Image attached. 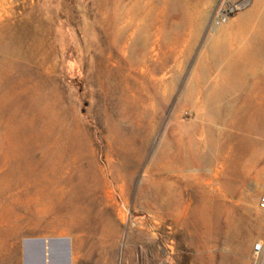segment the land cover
Wrapping results in <instances>:
<instances>
[{"label":"rangeland","instance_id":"rangeland-1","mask_svg":"<svg viewBox=\"0 0 264 264\" xmlns=\"http://www.w3.org/2000/svg\"><path fill=\"white\" fill-rule=\"evenodd\" d=\"M220 1L0 0L1 33L6 25L19 27L28 19L40 27L42 41L39 69L19 63L12 68L28 86L18 100L9 101L20 113L28 112L26 126L18 120L14 128L23 139L18 148L0 113V232L5 227L12 235L2 264H26L30 256L51 264L43 245L61 238L70 244V264H264V251L254 250L264 243V161L231 166L246 170L228 201L247 244L242 249L207 241L203 226L193 223L203 192L216 194L219 188L214 170L222 163L175 159L201 147L206 129L217 120L208 115L205 102L221 70L246 54L253 40H264V0H252L226 25L214 28ZM260 73L250 88L264 100ZM46 93L63 109L55 110L56 123L68 130L62 138L54 134L60 137L58 150L38 137L50 125L49 110L43 109L48 102H38ZM78 146L86 166V198L39 217L48 195L37 189L52 192L55 201L57 178L27 182L18 177L27 164L44 160L74 173ZM65 147L67 159L57 161L56 153Z\"/></svg>","mask_w":264,"mask_h":264},{"label":"bare ground","instance_id":"bare-ground-1","mask_svg":"<svg viewBox=\"0 0 264 264\" xmlns=\"http://www.w3.org/2000/svg\"><path fill=\"white\" fill-rule=\"evenodd\" d=\"M27 20L26 22L22 21L23 23L21 22L22 24L19 27H17L18 25L13 27L6 25L4 32H0V86H2L3 80H7L4 94L0 96V113L1 116L3 115L4 120L10 123L8 133L14 148L22 145L23 140L22 136L19 133L17 134L14 128L18 124V120L24 123V127L26 126L28 112L20 113V108L11 105L9 101L18 100L20 94L25 93L28 86H24L26 81L20 80L18 74L12 72V68L14 63H19L30 68L39 69L37 58L41 54L40 46L42 41L38 35L40 27L38 28L33 23V20L29 22ZM253 42L251 49L246 54H243L239 60L231 61L225 65V68L221 70L222 75L220 81H218L219 83H217V88L208 96L205 102L208 115L213 119L217 117V120L214 119V125L206 129V138L201 147L187 152L186 155L181 153L175 156L176 161L181 164H185L188 159L193 160L198 165L209 164L212 159L222 163L220 167L214 170V177L218 180L219 188H217L216 194H214V190L203 192L202 203L192 215L194 218L193 223L203 226L207 241L223 240L230 245L236 244L242 249H245L247 244L241 240L239 224L235 217L230 214L232 208L228 201L230 196L237 190L234 183L239 184L242 182L246 170L236 168L231 170V166L233 163L237 164L239 162L258 165L262 160L264 161V100L259 99L257 89L253 90L250 88L252 82L260 79V72L264 73V40H253ZM214 58L221 62L220 55L216 54ZM20 72L22 71L20 70ZM48 73H51V71H48ZM22 86H24V89L21 88ZM55 89V87L52 88V90ZM45 101L49 104L47 103V106L43 109L49 110L47 120L50 125L47 128L42 127L43 130L41 134H38V137L43 141L44 145H54L52 149L58 150L59 138L62 135H67L68 130L63 123L57 124L54 119L55 110L61 109L58 101H55L54 96L51 94H40L38 102ZM60 111H63V109ZM14 121L16 123H13ZM219 125H223L224 128L246 132L232 133L226 130L224 132L220 130V127L218 128ZM57 132L60 133L59 138L54 136ZM204 149L206 150L204 151ZM50 151L48 152L49 156L51 154ZM69 152L70 150L68 151V148L65 147L64 152L56 153L57 158L59 157L57 161L67 159ZM74 152L78 160L74 173L69 171V168L63 166V164L57 163L55 166H50L45 164L44 160V162H36L35 166L27 164L25 171L21 172L22 174L18 177L27 182L31 179L53 182L57 178L54 188L57 187L56 193L59 196H56L57 199L55 201L50 198L52 192L48 194L44 188L37 189L38 193H46L48 195L42 200L39 217H44L48 211L60 210L69 206V203L72 204V202L75 203L86 198V189L88 188L85 187V172L83 171L86 166H83L80 155L82 152L81 146L76 147ZM44 159L49 160L51 158L46 157ZM18 166L23 167V163L18 161ZM9 177H12L11 173H9ZM90 182L92 183V181ZM90 195L92 194L90 193ZM49 200L50 202L48 203ZM220 208L224 209L223 212H220ZM211 229H216V233H212ZM0 236V249H3L12 235L1 233ZM54 250L51 245L48 246L47 254L49 257H52Z\"/></svg>","mask_w":264,"mask_h":264},{"label":"built area","instance_id":"built-area-1","mask_svg":"<svg viewBox=\"0 0 264 264\" xmlns=\"http://www.w3.org/2000/svg\"><path fill=\"white\" fill-rule=\"evenodd\" d=\"M251 4L252 0H221L216 7L212 26L220 28L226 25L234 16L250 7ZM260 208L264 210V195L260 200ZM254 250L257 254H261L264 251L263 243H257Z\"/></svg>","mask_w":264,"mask_h":264},{"label":"crops","instance_id":"crops-1","mask_svg":"<svg viewBox=\"0 0 264 264\" xmlns=\"http://www.w3.org/2000/svg\"><path fill=\"white\" fill-rule=\"evenodd\" d=\"M2 230L4 231L0 233H11V232H7L5 227ZM67 240H68L67 238L57 239V243L54 245L53 244L51 245V247L55 249L54 253H52L51 264H70L71 263V260H72L71 247H70V244L67 242ZM9 245H12L10 241L9 243H6L3 249H0V257L3 256L0 259V264H2V262L4 261L5 253H7L8 250H10ZM25 263L26 264L28 263L42 264V260L41 259L36 260V258H33L30 256L28 262L25 261ZM14 264H20V263L16 260Z\"/></svg>","mask_w":264,"mask_h":264},{"label":"water","instance_id":"water-1","mask_svg":"<svg viewBox=\"0 0 264 264\" xmlns=\"http://www.w3.org/2000/svg\"><path fill=\"white\" fill-rule=\"evenodd\" d=\"M52 244L54 245L55 243H52ZM41 249H42V248H41ZM47 249H48L47 246H46V245H43V249H42V251H43V255H45V256L48 255V254H47Z\"/></svg>","mask_w":264,"mask_h":264}]
</instances>
